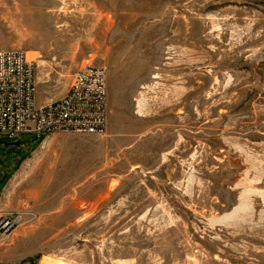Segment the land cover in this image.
Wrapping results in <instances>:
<instances>
[{
	"label": "rangeland",
	"instance_id": "1",
	"mask_svg": "<svg viewBox=\"0 0 264 264\" xmlns=\"http://www.w3.org/2000/svg\"><path fill=\"white\" fill-rule=\"evenodd\" d=\"M7 49L38 105L104 68L108 113L0 135L1 264H264V0H0Z\"/></svg>",
	"mask_w": 264,
	"mask_h": 264
},
{
	"label": "built area",
	"instance_id": "2",
	"mask_svg": "<svg viewBox=\"0 0 264 264\" xmlns=\"http://www.w3.org/2000/svg\"><path fill=\"white\" fill-rule=\"evenodd\" d=\"M107 113L108 74L104 68L85 65L73 75L62 99L38 105L34 64L22 50H0L1 136L16 140L35 134H103ZM15 222L14 217L0 213V241Z\"/></svg>",
	"mask_w": 264,
	"mask_h": 264
},
{
	"label": "bare ground",
	"instance_id": "3",
	"mask_svg": "<svg viewBox=\"0 0 264 264\" xmlns=\"http://www.w3.org/2000/svg\"><path fill=\"white\" fill-rule=\"evenodd\" d=\"M84 67V66H83ZM140 105V104H139ZM141 108V107H140ZM243 200H244V198H243ZM243 203V202H242ZM0 213H3V211H0ZM235 214V213H234ZM226 219H227V221L230 219V217H227V218H225V219H222V220H217V222H213V225L214 224H220V223H225L226 222ZM229 223V222H228ZM48 262L49 263H52V264H65L63 261H54V260H48Z\"/></svg>",
	"mask_w": 264,
	"mask_h": 264
},
{
	"label": "water",
	"instance_id": "4",
	"mask_svg": "<svg viewBox=\"0 0 264 264\" xmlns=\"http://www.w3.org/2000/svg\"><path fill=\"white\" fill-rule=\"evenodd\" d=\"M19 145H20V142H17V143H15V144H10V145H8V147L11 148V149H15V148H18Z\"/></svg>",
	"mask_w": 264,
	"mask_h": 264
}]
</instances>
